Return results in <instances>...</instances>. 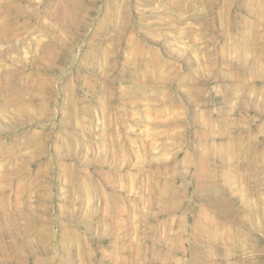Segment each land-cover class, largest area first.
Segmentation results:
<instances>
[{
    "label": "rangeland",
    "instance_id": "1",
    "mask_svg": "<svg viewBox=\"0 0 264 264\" xmlns=\"http://www.w3.org/2000/svg\"><path fill=\"white\" fill-rule=\"evenodd\" d=\"M0 264H264V0H0Z\"/></svg>",
    "mask_w": 264,
    "mask_h": 264
}]
</instances>
